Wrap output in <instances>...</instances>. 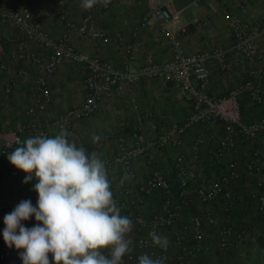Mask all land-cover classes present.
<instances>
[{"label": "built area", "instance_id": "built-area-1", "mask_svg": "<svg viewBox=\"0 0 264 264\" xmlns=\"http://www.w3.org/2000/svg\"><path fill=\"white\" fill-rule=\"evenodd\" d=\"M64 1H56L55 9L60 19L64 14ZM44 13L40 6L0 3V19L10 21L32 43L26 46L23 41L18 42L11 54L34 69L29 102L25 107L29 117L28 129L38 135H44L52 128L69 132L73 120L96 111V91L110 95L112 88L119 92L123 86L142 80H171L181 90L186 103L187 110L179 119H168L162 113L157 122L137 117L129 128L125 123L121 124L115 135L114 152L101 158L121 215L133 221L135 240L133 251L127 255L129 261L139 264V256L147 253L154 259H163V264H166L168 248L165 251L152 244L149 233L153 231L168 235L175 246V259L183 264H196L195 256L203 247L205 227H211L218 249H240L245 231L229 222L232 204L248 200L253 202L257 211L264 212V111L249 121L242 119L240 111L242 98L250 105H260L264 100V84L256 81L264 69V20L257 26H249L236 15L227 14L233 35L230 49L239 52L251 67L247 75L236 80L225 93L214 95L208 91L207 62L216 61L218 68L229 76L230 64L225 58L224 48L209 46L186 52L173 44L166 57L148 60L136 69H130L125 59L137 49L134 41L121 43L122 60L118 65L74 46L72 29L81 38L94 37L103 43L123 40L118 33L109 34L94 22L92 8L84 9L78 23L66 21L57 36L44 29ZM154 15L162 24L170 13L165 8H157ZM9 40L7 36H0V71L8 68V62L3 58L2 42ZM258 40L262 41L261 46H258ZM62 61L83 67L81 80L88 94L79 105L66 109L49 125L42 127L34 115L49 105L48 77ZM20 72L26 74L24 69ZM14 85V81L5 83L3 94L7 95ZM130 105L134 106L133 101ZM17 139L22 142L13 129L10 136L0 142V159L8 163V173L12 176L20 170L9 162L7 155L20 146ZM74 141L77 146L81 144L78 136ZM166 157L169 159L163 161ZM134 163L141 166V173L135 169ZM32 181L37 182L35 178ZM238 182L246 185L243 193L233 188ZM212 201L221 203L224 216L216 218L210 210L195 207V203L201 205ZM18 203L2 191L0 180V212L6 215ZM189 206L194 209L184 216L183 212ZM22 223L32 227L38 222L33 216ZM16 251L14 246L9 248L3 242L0 244V259ZM204 264L218 263L209 258Z\"/></svg>", "mask_w": 264, "mask_h": 264}, {"label": "crops", "instance_id": "crops-1", "mask_svg": "<svg viewBox=\"0 0 264 264\" xmlns=\"http://www.w3.org/2000/svg\"><path fill=\"white\" fill-rule=\"evenodd\" d=\"M56 1L2 0L0 3L17 2L42 7L45 12L44 29L50 35L57 36L65 27L66 21L78 23L84 8L81 7L82 0H65L63 18L60 19L55 9ZM157 8H165L170 13L162 24L154 15ZM228 13L236 15L249 26H257L264 20V0H110L107 6L97 3L92 8V16L97 25L109 34L118 33L123 40L103 43L94 37L81 38L74 29L71 30V37L75 47L103 56L114 65L122 60L121 43L134 41L137 49L131 57L125 59L130 69H136L148 60L166 57L173 44L186 52L203 50L209 46L224 48L225 58L230 64L229 76L218 68L216 61L207 62L208 91L220 95L230 89L236 80L243 79L251 67L239 52L230 49L233 35ZM0 36L11 39L2 42L3 58L8 62V68L0 71V142L10 136L13 129L23 142L26 138L38 135L27 128L29 117L25 113L34 69L26 61L17 60L11 54L18 42L23 41L26 46L32 43L5 19H0ZM261 45L262 41L258 40V46ZM21 69L26 70V74H22ZM83 71L80 64L62 61L48 77L51 101L45 110L34 115L40 126L49 125L63 111L79 105L84 95L88 94L81 80ZM13 81L15 85L4 95L3 85ZM256 81L264 84V69ZM96 94V111L85 118L73 120L68 139L74 141L75 136L80 137L81 144L77 147L83 146L89 155L95 152L100 158L109 157L114 152V135L121 124L125 123L129 128L137 117H141L143 121L157 122L162 113L168 119H179L187 110L181 90L166 79L142 80L123 86L119 92L112 88L110 95L105 91H96ZM131 101L134 106L130 105ZM263 111L264 100L256 106L252 118ZM60 131L52 128L41 136L54 137ZM94 136H98L99 140L93 142ZM168 159L169 157L163 158V161ZM134 167L141 173L140 165L134 163ZM25 175L21 170L14 176L10 175L8 163L0 159L2 191L18 202L31 200L35 206L38 194L33 188L36 182L31 180L24 183ZM210 243L206 245L209 246Z\"/></svg>", "mask_w": 264, "mask_h": 264}, {"label": "clouds", "instance_id": "clouds-1", "mask_svg": "<svg viewBox=\"0 0 264 264\" xmlns=\"http://www.w3.org/2000/svg\"><path fill=\"white\" fill-rule=\"evenodd\" d=\"M109 2L82 0L81 7L88 10ZM68 136L62 129L54 137L16 140L20 146L7 159L26 173L24 183L36 179L33 190L38 198L35 206L31 200H21L4 216V242L9 248L23 249V264H124L123 258L133 251L129 237L133 221L121 215L104 161L77 147ZM97 140L94 136L93 142ZM33 216L38 223L26 227L22 221ZM149 236L154 246L167 250L166 237L155 231ZM138 262L163 264V259L145 253Z\"/></svg>", "mask_w": 264, "mask_h": 264}, {"label": "rangeland", "instance_id": "rangeland-1", "mask_svg": "<svg viewBox=\"0 0 264 264\" xmlns=\"http://www.w3.org/2000/svg\"><path fill=\"white\" fill-rule=\"evenodd\" d=\"M252 106V105H251ZM252 111H256V107H252L250 108ZM251 112V111H250ZM115 137V135H114ZM108 175V179H109V174ZM110 181V180H109ZM234 190L243 193L246 189V185L244 183L238 182L236 184H234L233 186ZM201 207V208H205L210 210L213 215L216 218H220L221 216H224L222 213V206L221 203H202L201 205H199L198 203H195V207ZM252 211V208L249 204V202H240L236 205L235 208H231L229 210L228 213V219L229 221H232V218L236 219L238 218V225H233L235 228H239L241 227V223H247L250 222V213ZM5 214L0 212V244L4 242L3 240V229L5 227L3 219H4ZM239 216V217H238ZM211 229H209L208 227L203 228V233H202V244L204 245H208V243L211 242V239L213 238L212 234L210 233ZM245 231V235H244V241L243 244L240 248V250L238 252H242V253H236L237 259L239 261H241L242 259L245 260L246 262H249V264H264V249L263 248H259L258 245L254 244L252 239V235H251V228L248 229H244ZM162 236L166 237L169 241V246H168V260L166 264H178L177 261L175 260V246H173V244L170 242L168 235L167 234H163ZM129 237L132 239V241L134 242L135 237L133 234V231L129 234ZM248 242V244H247ZM211 244V243H210ZM249 248V250H248ZM259 251L258 255H256V252ZM222 253L220 252H216L215 248L212 249V254L209 253L208 256H210V258H213L217 263L220 262L221 258H223V256L221 255ZM249 255V256H248ZM244 257V258H243ZM124 263L126 264H130L131 262L128 259V256L126 255L124 258ZM231 262H235L233 259L230 260ZM16 264H23L22 259H18L16 261Z\"/></svg>", "mask_w": 264, "mask_h": 264}, {"label": "trees", "instance_id": "trees-1", "mask_svg": "<svg viewBox=\"0 0 264 264\" xmlns=\"http://www.w3.org/2000/svg\"><path fill=\"white\" fill-rule=\"evenodd\" d=\"M256 107L258 105H250V104H247L246 103V100L244 98H242L240 100V111H241V114H242V119L244 121H249L251 119H253V113L255 111H252L250 108L252 107ZM251 111V112H250ZM209 163L207 165V167H209ZM212 168L215 169L212 165ZM206 175V174H204ZM243 202H249L251 208H252V211L250 213V222H247V223H241V227L239 228H242V229H248V228H251V235H252V239L254 244L258 245L259 248H263L264 249V212H259L257 211L255 208H254V205H253V202L252 201H243ZM208 203V202H207ZM209 203H218L216 201H212V202H209ZM240 203V201H237L235 203L232 204V207L231 208H235L236 205ZM230 208V209H231ZM187 210H185L183 212V215L185 216L187 213L193 211L191 206L186 207ZM212 213V212H211ZM213 214V213H212ZM239 217V216H238ZM231 224H235V225H238V218L237 220L234 218H232V221H229ZM209 229H211V227H208ZM210 233L212 234L213 238L211 239V244H209V246H205L203 244V247L201 249V251H199L197 254H196V264H204L207 259L210 258L209 253L212 254V252H210V250L212 251L213 248H215L216 252H220L222 253L221 255L223 256V258H221L220 262L218 264H249V262H246V259L245 260H241L239 261L237 259V256L236 253H242V252H238L240 249H218L216 246H215V238H214V234H213V231L211 229ZM248 244V242H247ZM249 250V248H248ZM23 249H19L17 250L16 252H14L12 255L8 256V257H5L4 259H0V264H16V261L18 259H21L20 257V252H22ZM259 251L256 252V255H258ZM249 256V255H248ZM51 253L49 254V259L51 261ZM244 258V257H243ZM234 260L235 262H231L230 260ZM176 260V259H175ZM177 261V260H176ZM167 263V262H166ZM178 264H183V263H180L177 261ZM126 264V263H124ZM130 264H134V263H130Z\"/></svg>", "mask_w": 264, "mask_h": 264}]
</instances>
